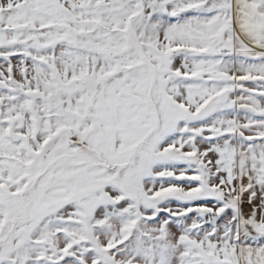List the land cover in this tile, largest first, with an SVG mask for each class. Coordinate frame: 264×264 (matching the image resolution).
<instances>
[{
    "label": "snow or ice",
    "instance_id": "obj_1",
    "mask_svg": "<svg viewBox=\"0 0 264 264\" xmlns=\"http://www.w3.org/2000/svg\"><path fill=\"white\" fill-rule=\"evenodd\" d=\"M0 264H264V0H0Z\"/></svg>",
    "mask_w": 264,
    "mask_h": 264
}]
</instances>
